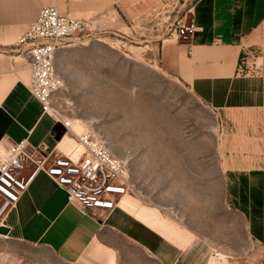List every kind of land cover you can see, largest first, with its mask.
<instances>
[{"label": "crops", "instance_id": "1", "mask_svg": "<svg viewBox=\"0 0 264 264\" xmlns=\"http://www.w3.org/2000/svg\"><path fill=\"white\" fill-rule=\"evenodd\" d=\"M125 1L0 0V51L6 52L0 54V146L28 140L49 153L81 159L78 141L31 93L28 60L4 46L16 45L45 7L89 18L108 16ZM190 14L197 31L188 39L163 41L160 67L216 112L225 204L251 237L264 243V0H197ZM14 59L17 72L10 73ZM133 204L124 197L122 209L93 219L40 173L3 224L10 238L46 247L67 264H118V240L139 249L152 264H181L183 248L169 244L175 236L143 218Z\"/></svg>", "mask_w": 264, "mask_h": 264}, {"label": "rangeland", "instance_id": "2", "mask_svg": "<svg viewBox=\"0 0 264 264\" xmlns=\"http://www.w3.org/2000/svg\"><path fill=\"white\" fill-rule=\"evenodd\" d=\"M196 1L126 0L103 22L104 35L66 43L57 59L65 87L53 107L81 133L100 132L127 163L133 184L127 198L175 236L169 244L183 248L181 264H264V243L225 204L216 112L160 67L162 42L176 20L190 18ZM13 63L10 73L17 72ZM116 243L118 264H152L139 249ZM0 264L67 263L46 247L0 235Z\"/></svg>", "mask_w": 264, "mask_h": 264}, {"label": "built area", "instance_id": "3", "mask_svg": "<svg viewBox=\"0 0 264 264\" xmlns=\"http://www.w3.org/2000/svg\"><path fill=\"white\" fill-rule=\"evenodd\" d=\"M106 20V15L89 18L64 15L56 6H50L43 8L38 20L19 37L16 45L19 55L28 60L31 93L45 112L63 122L66 133L76 138L83 155L76 160L61 152L49 153L46 147H34L28 140L3 143L0 146V227L40 173L67 192L70 204L93 219L114 212L132 192L130 169L112 152L105 137L91 128L77 135L71 120L59 114L52 101L65 87L56 68L59 52L71 40L90 43L104 35ZM197 29L195 18L185 17L176 20L170 37L188 39Z\"/></svg>", "mask_w": 264, "mask_h": 264}, {"label": "water", "instance_id": "4", "mask_svg": "<svg viewBox=\"0 0 264 264\" xmlns=\"http://www.w3.org/2000/svg\"><path fill=\"white\" fill-rule=\"evenodd\" d=\"M58 127L59 126H57V129H58ZM64 134H65V131H63L61 133V135L59 137V140L64 136ZM9 234H10V229L8 227H6L4 225L0 227V235H2V236H9Z\"/></svg>", "mask_w": 264, "mask_h": 264}, {"label": "bare ground", "instance_id": "5", "mask_svg": "<svg viewBox=\"0 0 264 264\" xmlns=\"http://www.w3.org/2000/svg\"><path fill=\"white\" fill-rule=\"evenodd\" d=\"M71 123H72V121H71ZM75 125H76V123H75V121L72 123V127H73V131L75 132H77V133H79V134H81V132H82V129H83V127H81V126H77V127H75ZM75 132V133H76ZM76 133V134H77ZM78 135V134H77ZM72 136V135H71ZM129 194H127L125 197L127 198V196H128ZM5 237H8V236H5ZM216 260L217 259H214L212 262H211V264H216Z\"/></svg>", "mask_w": 264, "mask_h": 264}]
</instances>
